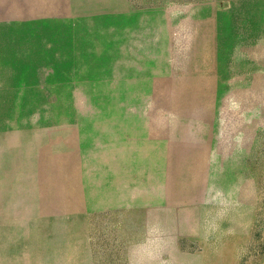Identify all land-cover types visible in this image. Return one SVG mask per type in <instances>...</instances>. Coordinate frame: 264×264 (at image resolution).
<instances>
[{
  "label": "rangeland",
  "instance_id": "374dc122",
  "mask_svg": "<svg viewBox=\"0 0 264 264\" xmlns=\"http://www.w3.org/2000/svg\"><path fill=\"white\" fill-rule=\"evenodd\" d=\"M0 264H264V0H0Z\"/></svg>",
  "mask_w": 264,
  "mask_h": 264
},
{
  "label": "bare ground",
  "instance_id": "6f19581e",
  "mask_svg": "<svg viewBox=\"0 0 264 264\" xmlns=\"http://www.w3.org/2000/svg\"><path fill=\"white\" fill-rule=\"evenodd\" d=\"M247 19V18H246ZM243 22V21H242ZM235 24V23H234ZM243 24V23H242ZM241 24V25H242ZM244 25V24H243ZM250 25V24H249ZM246 28V27H245ZM238 29V28H237ZM243 29H244V27H243ZM247 29V28H246ZM237 32V31H236ZM243 33H244V30H243ZM242 33V34H243ZM250 33V32H249ZM233 34V33H232ZM239 35V34H238ZM245 35V34H244ZM231 36V35H230ZM234 36V35H233ZM246 36V35H245ZM227 36H225V38H226ZM242 37V36H241ZM244 37V36H243ZM252 38V37H251ZM214 40V39H213ZM225 40V39H224ZM238 40V39H237ZM246 40V39H245ZM217 41V40H216ZM218 41H219V39H218ZM220 42H221V40H220ZM232 42H234V41H232ZM214 43V42H213ZM249 43V42H248ZM212 44V43H211ZM218 44V43H217ZM216 44V45H217ZM238 44V43H237ZM234 44H232V46H233ZM219 47H220V45H219ZM216 48H218V47H216ZM224 48H226V47H224ZM221 49H223V48H221ZM217 51V50H216ZM223 51H225V49L223 50ZM221 53V52H220ZM223 53V52H222ZM217 54H219V53H217ZM225 53H223L222 55H224ZM203 55V54H202ZM219 56H220V54H219ZM228 56V55H227ZM212 57H213V55H212ZM239 57V56H238ZM228 58H226V60H227ZM201 61H203V60H201ZM214 61V60H213ZM219 61V60H218ZM221 62V61H220ZM207 63V62H206ZM242 64V63H241ZM219 66V65H218ZM213 67V66H212ZM217 67V66H216ZM227 67V66H226ZM229 67V66H228ZM218 68H220V67H217V69ZM239 68V67H238ZM241 68V67H240ZM199 69V68H198ZM222 69V68H221ZM226 69V68H225ZM201 72V71H200ZM217 72V71H216ZM197 73V72H196ZM217 74V73H216ZM220 74V73H219ZM200 75H202V74H200ZM222 75V74H221ZM225 75V74H224ZM224 75H222V76H224ZM222 76H220V77H222ZM225 77V76H224ZM223 77V78H224ZM208 78V77H207ZM222 78V79H223ZM226 78V77H225ZM213 82H215V81H213ZM211 83H212V80H211ZM182 85V84H181ZM212 85V84H211ZM209 86V85H208ZM181 87V86H180ZM223 87V86H222ZM221 88V87H220ZM227 89V88H226ZM209 90V89H208ZM223 90V89H222ZM223 92V91H222ZM216 93V92H215ZM209 94V93H208ZM207 94V95H208ZM216 95V94H215ZM219 96H221L220 94H219ZM219 103V102H218ZM216 107V106H215ZM215 109V108H214ZM211 174V173H210Z\"/></svg>",
  "mask_w": 264,
  "mask_h": 264
}]
</instances>
